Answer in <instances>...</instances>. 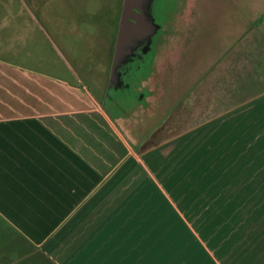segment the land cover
<instances>
[{"label": "crops", "instance_id": "1", "mask_svg": "<svg viewBox=\"0 0 264 264\" xmlns=\"http://www.w3.org/2000/svg\"><path fill=\"white\" fill-rule=\"evenodd\" d=\"M253 7L245 25L226 5L221 18L231 25L220 41L211 51L200 42L214 60L203 75L200 66L196 93L206 98L213 85L215 114L197 118L184 109L185 120L205 123L164 140L174 118L165 119L166 131L156 126L157 108L172 105L160 90L152 106L114 118L103 107L108 84L81 92L35 79L32 92L24 69L0 63V264H221L176 203L207 216L208 200H256L249 175L264 168L253 144L264 136V13L252 23ZM191 98L183 96V108L195 106ZM206 122L213 131L198 129ZM208 153L219 159L212 176L204 172ZM228 186L241 196H223Z\"/></svg>", "mask_w": 264, "mask_h": 264}, {"label": "rangeland", "instance_id": "2", "mask_svg": "<svg viewBox=\"0 0 264 264\" xmlns=\"http://www.w3.org/2000/svg\"><path fill=\"white\" fill-rule=\"evenodd\" d=\"M122 4L123 0H0V63H11L17 70L24 69L25 75L31 76V82L35 83L32 92L37 90L35 79L41 83L74 85L81 92L98 91V88L108 84ZM228 4L237 11L234 23L239 20L247 25L253 4L256 8L252 23L264 13V0H156L155 15L161 31L154 38L151 53L143 56L141 69L137 67L136 60L122 70L123 81L129 86L119 92L112 91V102L105 99L106 109L112 117L121 116L123 109L131 113L133 110L130 109L142 103V99L148 103V94L149 104H154L158 100L154 98L158 90L164 97H172V105L168 109L157 108L156 126L161 124L162 131H166L165 119L174 118L168 122V133L161 135L160 140L195 129L205 123V120H199L205 114L206 117L213 116L216 112L213 109V85L206 90V98L205 91L199 97L196 89L202 79L200 66L203 65V75L210 67L206 61L213 64L214 58L211 56L206 60L209 54L204 57L199 46L201 42L206 51H211V47L215 48L220 41L222 28L231 25L230 20L226 23V19L221 18V11ZM245 28H240L238 34L243 33ZM192 87L195 89L190 90ZM189 90L194 95L188 94ZM184 95L194 98H191V106L195 103L193 108L189 103L187 108L182 107ZM105 96L106 93L102 98ZM116 97L121 99L117 107L114 102ZM184 109L190 112L195 109L200 114L194 116L198 118L200 115V118L197 120L191 115L185 120L189 113ZM236 113L241 116L244 111ZM161 119L164 120L159 121ZM226 123L223 122V125ZM156 126L151 127L153 132L149 135L155 133ZM205 127L213 131L215 123L208 122L198 129L202 131ZM200 131L197 130L198 133ZM253 144L258 164L264 165V136L254 137ZM217 160L213 153H208L207 159H203L208 165V169L204 170L205 176L215 174ZM176 170L172 168L173 174ZM243 172L239 170V176H245ZM250 172L249 176H254L257 182L254 204L246 199L208 200L206 209L202 210L206 216L202 212L197 214L201 211L198 207L190 204V212H187V207L176 203L194 230L195 237L201 244H209L208 250L221 264H264V184L260 183L264 181L261 177L264 168L256 167ZM227 176H231L229 172ZM230 190L231 186H228L221 193L223 196H241ZM210 209H215V213ZM214 238L216 243L212 242Z\"/></svg>", "mask_w": 264, "mask_h": 264}, {"label": "water", "instance_id": "3", "mask_svg": "<svg viewBox=\"0 0 264 264\" xmlns=\"http://www.w3.org/2000/svg\"><path fill=\"white\" fill-rule=\"evenodd\" d=\"M156 0H123L119 29L115 44L111 72L106 89V100H110L112 91H121L125 87L122 70L133 64L139 54L151 53L154 38L161 31L156 21ZM106 107V101L103 103Z\"/></svg>", "mask_w": 264, "mask_h": 264}, {"label": "flooded vegetation", "instance_id": "4", "mask_svg": "<svg viewBox=\"0 0 264 264\" xmlns=\"http://www.w3.org/2000/svg\"><path fill=\"white\" fill-rule=\"evenodd\" d=\"M142 59H143V55H142V53H140V54H139V58H137V61H136V62H138V66H137V67H139V68H140V64H141ZM155 59H156V56L154 57L153 60L155 61ZM140 69H141V68H140ZM128 85H129V84H128ZM126 86H127V84L125 83V87H126ZM149 98H150V97H149V94H148V96L146 97L148 103H146V101H143V99H142V104H147V105H149V106H152L151 104H149ZM154 98L158 99V94H155ZM115 99H116V100L114 101V102L116 103V104H115V107H117V106H119L118 103L120 104V100H121V99H120L119 97H118V98L116 97ZM112 100H113V99H110L109 101L112 102ZM104 101H105V99H104ZM138 104H140V103H138ZM138 104H136V105H138ZM136 105H135V106H136ZM135 106H134L132 109H130V110L132 111V110L135 108ZM123 111H124V113H121V115H122V114H123V115H124V114H128V112H127L126 109H123ZM118 117H119V116H118Z\"/></svg>", "mask_w": 264, "mask_h": 264}]
</instances>
